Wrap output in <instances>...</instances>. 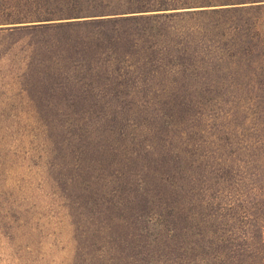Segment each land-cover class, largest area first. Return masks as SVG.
<instances>
[{"label":"trees","instance_id":"trees-1","mask_svg":"<svg viewBox=\"0 0 264 264\" xmlns=\"http://www.w3.org/2000/svg\"><path fill=\"white\" fill-rule=\"evenodd\" d=\"M0 25L61 35L71 58L82 55L87 94L141 92L161 101L145 115L158 127L154 136L134 142L141 170L129 216L116 217L136 225L134 236L148 249L143 264H264V0H0ZM233 68L238 73L225 72ZM227 74L238 78L232 92L259 81L243 111L228 89L218 91ZM135 118H109L120 146ZM75 120L59 122V134L53 117H39L35 131L7 132L10 144L0 132V158L15 152L11 145L26 147V162L62 190L50 166L77 138L69 127ZM207 126L244 155L218 167L227 174L214 180L205 171L210 185L201 196L191 172L210 161L187 154L183 136Z\"/></svg>","mask_w":264,"mask_h":264},{"label":"rangeland","instance_id":"rangeland-1","mask_svg":"<svg viewBox=\"0 0 264 264\" xmlns=\"http://www.w3.org/2000/svg\"><path fill=\"white\" fill-rule=\"evenodd\" d=\"M59 36L40 29L0 28V132L35 131L39 117H53L61 134L59 122L71 117L79 118L69 127L80 137V141L75 136L64 142L62 154L50 166L65 184L62 190L57 182L47 184L42 179L45 173L26 162V147L11 145L15 152L1 153L0 264H143L148 249L144 240L134 236L136 225H123L116 217L129 216L139 179L136 171L141 170L134 142L154 136L152 130L158 127L147 122L145 115L155 112L161 101L157 97L154 102L141 92L119 95L93 90L87 94L79 74L85 68L82 55L71 58L67 42ZM229 71L238 73L235 68L225 70ZM236 78L227 74L226 86L220 81L218 91L228 89L227 98L239 102L243 111L259 81L241 82L244 88L232 92ZM115 115L136 117L124 130L130 134L124 146L114 131H108L109 118ZM218 132L217 127L207 126L183 136L190 138L184 143L187 154L197 160L205 155L210 161V167L196 163L191 172L201 196L203 186L210 185L205 171L214 180L227 174L218 167L238 162L244 155L238 146L217 142ZM13 137L6 134L5 139L10 144Z\"/></svg>","mask_w":264,"mask_h":264}]
</instances>
